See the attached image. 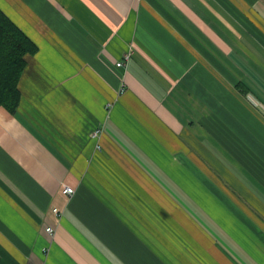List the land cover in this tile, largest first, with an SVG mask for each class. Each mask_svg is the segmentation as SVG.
Wrapping results in <instances>:
<instances>
[{
	"label": "crops",
	"instance_id": "crops-1",
	"mask_svg": "<svg viewBox=\"0 0 264 264\" xmlns=\"http://www.w3.org/2000/svg\"><path fill=\"white\" fill-rule=\"evenodd\" d=\"M0 9L37 46L0 107V264H264V0Z\"/></svg>",
	"mask_w": 264,
	"mask_h": 264
},
{
	"label": "trees",
	"instance_id": "trees-1",
	"mask_svg": "<svg viewBox=\"0 0 264 264\" xmlns=\"http://www.w3.org/2000/svg\"><path fill=\"white\" fill-rule=\"evenodd\" d=\"M36 44L0 9V107L14 113L20 102L18 83L26 56Z\"/></svg>",
	"mask_w": 264,
	"mask_h": 264
},
{
	"label": "built area",
	"instance_id": "built-area-1",
	"mask_svg": "<svg viewBox=\"0 0 264 264\" xmlns=\"http://www.w3.org/2000/svg\"><path fill=\"white\" fill-rule=\"evenodd\" d=\"M130 56H131V53L130 52L124 53L123 58L120 59V60H118V61H116V65L117 66H123V65H125V61H127L130 58ZM99 132H100V129H96L93 132L92 135L93 136H97V135H99ZM62 192L65 195L70 196V195H72L74 193V188L72 186H70V185H64L62 187ZM53 211L57 213L58 212V209L56 207H54L53 208ZM45 230L51 236L53 234L54 228L49 225V226H46Z\"/></svg>",
	"mask_w": 264,
	"mask_h": 264
}]
</instances>
